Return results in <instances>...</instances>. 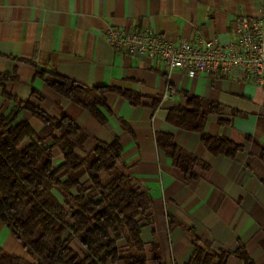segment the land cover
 <instances>
[{"label":"crops","instance_id":"crops-1","mask_svg":"<svg viewBox=\"0 0 264 264\" xmlns=\"http://www.w3.org/2000/svg\"><path fill=\"white\" fill-rule=\"evenodd\" d=\"M263 0H0V72L16 79L0 87V115L14 108L3 92L28 100L54 118L71 116L88 137L76 153L84 157L98 142L119 139L121 160L139 190L151 199L143 221L146 264H152L151 240L161 246L163 264H187L193 236L210 243L213 251L233 252L239 246L253 264H264V88L249 79L220 73L188 75L174 69L166 75L153 56L115 50L104 32L153 28L171 40L197 37L225 44L235 38V22L241 16L261 13ZM37 67L74 80L82 86H107L141 95L137 105L118 93H105V122L54 91L36 76ZM173 95L163 98L165 88ZM196 95L221 106L208 115L203 133L227 138L240 146L233 157L213 154L203 144L201 132L174 126L169 112ZM35 133L44 124L23 111ZM172 135L177 146L204 166L193 168L186 179L156 144L155 134ZM53 136L58 137L57 131ZM54 143L52 136L43 140ZM53 164L63 154L53 147ZM102 179L105 173H100ZM81 181L87 182L83 173ZM189 230L191 233L187 232ZM76 243V242H74ZM121 249L125 240H118ZM0 247L29 261L23 242L0 220ZM113 264H124L117 261ZM225 264H244L232 253Z\"/></svg>","mask_w":264,"mask_h":264},{"label":"trees","instance_id":"trees-1","mask_svg":"<svg viewBox=\"0 0 264 264\" xmlns=\"http://www.w3.org/2000/svg\"><path fill=\"white\" fill-rule=\"evenodd\" d=\"M57 93L81 106L105 122L100 108L108 110L105 93L113 91L133 105L141 95L107 86H82L67 77L42 67L35 75L44 79ZM15 74L0 72V87L16 79ZM14 101L6 116L0 115V220L23 242L34 262L9 253L0 247V264H146L145 243L141 239L143 221L151 199L137 188L121 160L119 139L98 142L84 157L76 153L88 135L69 115L57 119L28 100L3 92ZM221 106L196 95H190L183 106L173 108L167 120L176 127L201 132V140L213 154L233 157L241 148L227 138L203 133L210 114L219 113ZM30 112L43 124L35 133L21 118ZM59 133L58 137L53 132ZM52 136L54 143L45 146L43 140ZM157 147L170 157L186 179L195 178L193 168L200 160L177 146L172 135L155 134ZM53 147L63 154L59 166L53 164ZM264 161V152L261 153ZM87 173L88 181H81ZM100 173H105L102 179ZM187 232L191 233L189 230ZM192 234V233H191ZM125 240L121 249L118 240ZM76 242V243H74ZM193 251L187 264H225L232 253L253 264L239 246L235 251L215 252L210 243L193 236ZM152 264H163L161 246L154 234L151 240Z\"/></svg>","mask_w":264,"mask_h":264},{"label":"built area","instance_id":"built-area-1","mask_svg":"<svg viewBox=\"0 0 264 264\" xmlns=\"http://www.w3.org/2000/svg\"><path fill=\"white\" fill-rule=\"evenodd\" d=\"M235 38L225 44L197 37L171 40L153 28L121 29L108 26L107 42L118 51L153 56L168 75L180 69L188 75L220 73L235 79H249L264 88V0L261 13L241 16L235 22ZM173 95L168 87L163 98Z\"/></svg>","mask_w":264,"mask_h":264}]
</instances>
